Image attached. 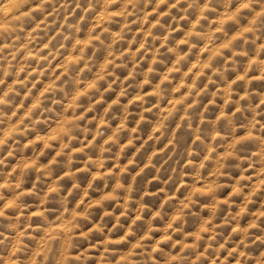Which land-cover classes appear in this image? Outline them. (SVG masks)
I'll use <instances>...</instances> for the list:
<instances>
[{
	"label": "clouds",
	"instance_id": "obj_1",
	"mask_svg": "<svg viewBox=\"0 0 264 264\" xmlns=\"http://www.w3.org/2000/svg\"><path fill=\"white\" fill-rule=\"evenodd\" d=\"M0 264H264V0H0Z\"/></svg>",
	"mask_w": 264,
	"mask_h": 264
}]
</instances>
